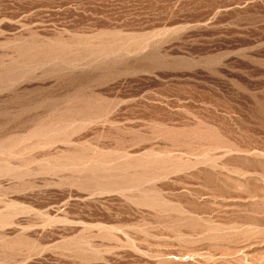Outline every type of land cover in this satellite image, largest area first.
Segmentation results:
<instances>
[{"label":"rangeland","instance_id":"rangeland-1","mask_svg":"<svg viewBox=\"0 0 264 264\" xmlns=\"http://www.w3.org/2000/svg\"><path fill=\"white\" fill-rule=\"evenodd\" d=\"M0 264H264V0H0Z\"/></svg>","mask_w":264,"mask_h":264}]
</instances>
